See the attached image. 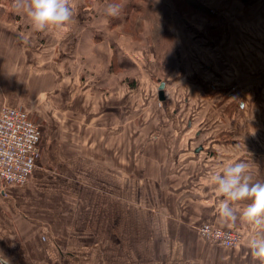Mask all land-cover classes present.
<instances>
[{
	"label": "rangeland",
	"instance_id": "rangeland-1",
	"mask_svg": "<svg viewBox=\"0 0 264 264\" xmlns=\"http://www.w3.org/2000/svg\"><path fill=\"white\" fill-rule=\"evenodd\" d=\"M244 1L69 0L70 21L60 29L37 32L23 8L16 9L17 0H0V37L13 39L14 73L22 76L15 81H23L27 111L41 131L36 166L14 195L30 212L46 216L48 228L61 227L62 264H78L72 255L80 264H115L106 251L119 244L125 246L123 264H182L181 230L187 232L186 254L195 258L201 246L225 259L228 249L242 244L247 229L243 222L212 224L241 232V241L228 247L202 237L199 226L196 232L187 222L182 221L184 227L162 219L165 156L161 149V157L143 154L153 148L149 140L158 133L174 144V152H192L199 144L211 148L220 132L233 128L229 122L222 124L225 102L224 111L238 120V130L261 131L254 121L261 119V93L232 94L230 88L217 92L198 76L206 74L205 64L216 63L223 46H259L262 29L253 28L251 40L246 21L260 14L264 2L255 0L253 11L240 13L235 8ZM110 4L120 6L117 17L105 14ZM234 16L243 17L234 23ZM214 20L229 25L232 40L211 28ZM218 36L222 44L210 40ZM158 79L166 83L162 100ZM190 85L206 89L205 94L189 90ZM240 101H247L246 112ZM244 119L250 123L242 126ZM123 136L125 156L114 155L117 137ZM261 143L240 140L235 149L262 148ZM180 158L187 159L183 154ZM199 186L203 190L198 179L182 181L181 175L171 183L180 190L174 196L181 202L182 195H198ZM156 240L166 243L163 252H145ZM210 247L223 251L212 253ZM186 258L192 264V257Z\"/></svg>",
	"mask_w": 264,
	"mask_h": 264
},
{
	"label": "crops",
	"instance_id": "crops-1",
	"mask_svg": "<svg viewBox=\"0 0 264 264\" xmlns=\"http://www.w3.org/2000/svg\"><path fill=\"white\" fill-rule=\"evenodd\" d=\"M256 6L257 2H255V0H246L237 4L235 9L242 13L247 10V12L253 11ZM229 7L232 8L233 6L231 5ZM242 17L239 18L234 16V18H236L234 23H237V20ZM246 22H250L251 24L247 27V30H251L248 32L252 37L251 40H253V28L262 29V37L258 39L259 46H255L253 42L246 43L244 45L246 49L240 47L239 49H233V46L229 49L228 46H223L222 51L216 56V63L212 64V66L210 64H205L204 69L206 70V74H198V76L207 81L206 87H210L217 92H220L223 88H230V91L233 89L232 94L235 92L261 93V119L258 118L254 120L253 118L255 124L261 125V131L256 130V132L253 133V129H248V131L238 130L234 124L235 116L232 115L230 118L228 117V113L224 111V107L227 105V102H225L223 103L222 114L226 118L222 119V124H227V122H229L233 125L232 129L236 130L229 128V131L225 130V132H220L218 138H214V144L210 145L211 148H208L205 144H199L198 146H200V149L195 150L198 147L195 146L192 152L183 149L174 152V144L171 145L168 141H164L161 138V133H158L154 138L149 140L150 145L153 147L150 152L145 154L142 153L143 157L149 156L153 159L163 156L161 152V150H163L165 156V181L167 192H164V196L166 199V214L164 213L161 218L166 221L180 223L184 227L185 225L182 221L187 222V226L196 229V232L197 227L202 224L211 223L219 225L226 223L218 214V206L221 198L218 197L215 188L211 184L212 173L219 174L229 165L235 162H243L248 166L247 174L251 177L253 182L264 181V5L260 14L251 17V20L247 18ZM211 28L219 30L220 36L222 32L225 33L227 37L225 40L233 39V37L230 36L231 29L229 25L222 26L219 21L214 20ZM220 36L210 40L214 43L220 41V44H222L221 41L223 39ZM235 41H239V39L235 38ZM241 41L242 39H240L239 42ZM184 71L185 69H183V73ZM17 77L22 76H17L14 73L13 39L0 37V109L3 105H10L27 110L26 101L29 95L27 99H25L26 94L22 86L23 81L19 84L15 81ZM165 86L166 83L164 81V98ZM190 89L195 90L198 94H205L204 91H206V89H200V87H193L191 85L189 86V90ZM239 107L242 109L246 107V112V110H248L247 101H240ZM235 122L238 123V120ZM249 123L247 119L241 122L242 126ZM190 125L191 122L188 123V126ZM117 140V149L113 150V154L115 155L118 153V155L125 156V148L120 146V142H125L124 136L123 138L117 137ZM240 140L244 142H262L260 144L262 148L235 149L237 147L236 144ZM222 145H226L227 147ZM40 150L41 147L39 143V153ZM101 151L103 155L105 153L104 148H102ZM109 152L110 146L108 143L106 144L107 158ZM182 154L185 155L187 159L180 158ZM202 160L204 163L201 165L200 163ZM212 163L217 164L213 165ZM249 167H251V169H249ZM180 175L182 176V181L188 180V182H193L198 179L199 183L202 184L203 190H201L199 186L198 195H182L183 201L181 202L180 197L174 196L181 194L180 190L176 187H171L172 182L179 181ZM20 186H22V184L0 183V254L8 258V264H62L63 233L61 227H55L53 229L48 228L50 223H47L48 220L46 216L30 212L29 207L25 206L23 202H20L14 195L15 190H18ZM245 203L246 202H240L234 206L237 210V215H239V211L243 209L242 205ZM161 218H158V216L156 217V219ZM226 224L232 226L242 225L239 219H237L235 223L227 222ZM248 226L249 225L246 227V232H244L245 239L242 244L235 248L228 249L229 252L227 251L225 259L217 255L216 257L219 259V262H217V258H215L214 255H210L211 251L207 250L205 246H201V250L197 252L196 258L193 257V255L186 254V249L188 248L184 246V239L187 232L181 230L178 232L183 242V256L181 258L183 261H181V263L188 264L186 257L190 256L192 257V264H252L249 252L251 238L248 237L258 238L264 235V232ZM112 229L114 233L117 234L118 229L114 227H112ZM157 241L158 240H156L155 244L146 246L147 250L145 252H163L162 246H167L166 243L163 244L162 242L159 244V241ZM124 248L125 246L120 244L116 250L110 247L106 251V256H109L108 258L115 262V264H123L122 253L125 251ZM208 249L213 250L212 253L221 250L213 247ZM232 253L235 254L233 258L231 257ZM66 254L69 256L72 255V253ZM72 257L78 264L81 263L78 256L72 255Z\"/></svg>",
	"mask_w": 264,
	"mask_h": 264
},
{
	"label": "clouds",
	"instance_id": "clouds-1",
	"mask_svg": "<svg viewBox=\"0 0 264 264\" xmlns=\"http://www.w3.org/2000/svg\"><path fill=\"white\" fill-rule=\"evenodd\" d=\"M158 2V0H156ZM16 9L23 8L34 31L60 29L72 17L69 0H17ZM120 6L110 4L105 10L109 17L120 14ZM248 166L235 162L219 174L211 176V184L221 198L218 214L224 222L235 223L237 219L264 232V181L253 182L247 174ZM246 202L237 215L234 207ZM249 252L252 264H264V235L251 239ZM0 264H8V258L0 254Z\"/></svg>",
	"mask_w": 264,
	"mask_h": 264
},
{
	"label": "built area",
	"instance_id": "built-area-1",
	"mask_svg": "<svg viewBox=\"0 0 264 264\" xmlns=\"http://www.w3.org/2000/svg\"><path fill=\"white\" fill-rule=\"evenodd\" d=\"M41 131L21 107L3 105L0 109V183L24 184L35 168ZM200 235L225 246H235L242 234L236 228L212 224L198 227Z\"/></svg>",
	"mask_w": 264,
	"mask_h": 264
},
{
	"label": "water",
	"instance_id": "water-1",
	"mask_svg": "<svg viewBox=\"0 0 264 264\" xmlns=\"http://www.w3.org/2000/svg\"><path fill=\"white\" fill-rule=\"evenodd\" d=\"M163 88H164V81L160 80L159 85H158V98L160 100L164 99ZM198 149H200V146H198L195 150H198Z\"/></svg>",
	"mask_w": 264,
	"mask_h": 264
}]
</instances>
